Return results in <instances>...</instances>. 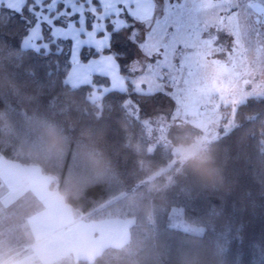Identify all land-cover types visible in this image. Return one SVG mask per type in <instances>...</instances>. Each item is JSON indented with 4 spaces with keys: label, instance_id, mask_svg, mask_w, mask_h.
I'll use <instances>...</instances> for the list:
<instances>
[{
    "label": "trees",
    "instance_id": "obj_1",
    "mask_svg": "<svg viewBox=\"0 0 264 264\" xmlns=\"http://www.w3.org/2000/svg\"><path fill=\"white\" fill-rule=\"evenodd\" d=\"M19 12L0 5V153L39 164L91 217L135 216L131 242L84 264H264V96L229 107V128L174 162L173 146L198 130L171 128L151 148L144 111L134 115L128 102L156 94L135 91L131 77L126 89L105 88L100 75L70 84L63 57L27 51ZM176 214L204 231L175 226Z\"/></svg>",
    "mask_w": 264,
    "mask_h": 264
},
{
    "label": "rangeland",
    "instance_id": "obj_2",
    "mask_svg": "<svg viewBox=\"0 0 264 264\" xmlns=\"http://www.w3.org/2000/svg\"><path fill=\"white\" fill-rule=\"evenodd\" d=\"M234 2L180 0L181 36L188 45L184 55L191 74L186 72L171 83L147 70L126 76L107 59L108 53L102 52L99 57L93 55L88 61L73 64L68 82L91 83L96 74L89 65L98 61L109 79L105 88L126 89L131 81L135 91L156 94L150 100H130L129 109L139 116L144 111L142 120L153 140L151 148L166 144L171 128L198 130L194 142L173 146L174 162L183 161L229 128L225 114L229 107L251 96H264V36L248 33L237 40L221 36L223 47L232 48L224 56L214 54L222 47L211 46L216 38L213 29L244 30L242 22L237 29L235 13L227 11ZM106 7L115 9L114 4ZM21 8L20 0H15L11 9ZM36 31L30 28L25 46H35L31 37ZM128 67L137 69L140 65L131 61ZM5 158L0 153V264H84L95 261L108 248H122L131 242L135 216L115 213L91 217L66 200L55 177L39 164ZM175 219V226L204 231L179 214Z\"/></svg>",
    "mask_w": 264,
    "mask_h": 264
},
{
    "label": "snow or ice",
    "instance_id": "obj_3",
    "mask_svg": "<svg viewBox=\"0 0 264 264\" xmlns=\"http://www.w3.org/2000/svg\"><path fill=\"white\" fill-rule=\"evenodd\" d=\"M20 3L21 11L15 15L27 26L26 35L28 28L37 29L31 37L35 46L27 47V51L38 60L63 57L71 67L81 59L88 61L93 55L99 57L106 52L118 71L122 69L130 75L147 70L171 83L186 72L191 74L184 55L188 45L181 36L180 0H20ZM107 4H114L115 9L107 8ZM227 11L229 15L235 13L237 29L242 22L244 30L213 29L216 38L211 40V46L222 47L215 55L232 52V48L223 47L221 36L232 40L242 39L248 33L257 38L264 36V0H235ZM131 61L140 67L130 69ZM89 69L96 75L107 76L98 61H93Z\"/></svg>",
    "mask_w": 264,
    "mask_h": 264
},
{
    "label": "clouds",
    "instance_id": "obj_4",
    "mask_svg": "<svg viewBox=\"0 0 264 264\" xmlns=\"http://www.w3.org/2000/svg\"><path fill=\"white\" fill-rule=\"evenodd\" d=\"M48 138H49V143H50L51 147L59 148L60 142H61V138H60L59 134L56 132L55 129L50 128L48 130Z\"/></svg>",
    "mask_w": 264,
    "mask_h": 264
},
{
    "label": "crops",
    "instance_id": "obj_5",
    "mask_svg": "<svg viewBox=\"0 0 264 264\" xmlns=\"http://www.w3.org/2000/svg\"><path fill=\"white\" fill-rule=\"evenodd\" d=\"M15 2V0H0V5L1 4H5L8 7L13 8V3ZM6 159V158H5Z\"/></svg>",
    "mask_w": 264,
    "mask_h": 264
}]
</instances>
